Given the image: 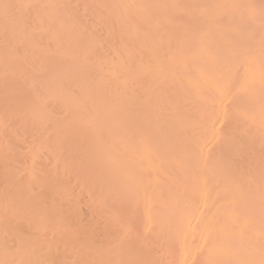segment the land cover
<instances>
[{"label": "bare ground", "instance_id": "1", "mask_svg": "<svg viewBox=\"0 0 264 264\" xmlns=\"http://www.w3.org/2000/svg\"><path fill=\"white\" fill-rule=\"evenodd\" d=\"M0 264H264V0H0Z\"/></svg>", "mask_w": 264, "mask_h": 264}]
</instances>
